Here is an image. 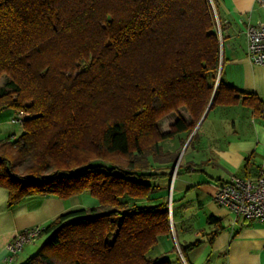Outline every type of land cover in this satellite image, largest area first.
I'll return each instance as SVG.
<instances>
[{"label": "trees", "instance_id": "trees-1", "mask_svg": "<svg viewBox=\"0 0 264 264\" xmlns=\"http://www.w3.org/2000/svg\"><path fill=\"white\" fill-rule=\"evenodd\" d=\"M215 8L214 0H0V109L27 114L21 134L0 141V185L10 203L35 194L96 201L43 226L45 240L22 264H182L179 255L200 243L163 249L172 221L156 181L171 168L155 164L177 154L160 142L191 133L210 102L209 110L241 100L264 116L255 93L221 80ZM168 114L176 119L162 133Z\"/></svg>", "mask_w": 264, "mask_h": 264}, {"label": "crops", "instance_id": "crops-1", "mask_svg": "<svg viewBox=\"0 0 264 264\" xmlns=\"http://www.w3.org/2000/svg\"><path fill=\"white\" fill-rule=\"evenodd\" d=\"M214 2L221 40V80L228 86L255 93L264 102V64H254L247 57L245 34L248 24L264 22V0ZM180 112L188 117L185 111ZM1 113H8L9 120L19 112L5 107ZM175 119L172 114L161 118L160 131H169ZM10 124L9 138L14 139L23 129L19 124ZM160 144L164 151L177 157L182 152L176 167V159L155 164L158 168H171L169 178L156 181L155 192L156 199L167 197L171 202L172 234L163 239L164 251L199 240L185 257L179 255L182 264H264V223L240 218L232 224L233 214L213 199L222 182L234 176H254L264 166V116L255 114L241 100L216 104L191 133L179 132ZM95 204L88 193L65 198L35 194L10 203L8 189L0 185V264L7 256V243L18 231L43 227L63 213ZM45 238L46 235L39 236L25 245L12 264H22L27 251L30 254ZM168 255L176 259L175 253L169 251Z\"/></svg>", "mask_w": 264, "mask_h": 264}, {"label": "built area", "instance_id": "built-area-1", "mask_svg": "<svg viewBox=\"0 0 264 264\" xmlns=\"http://www.w3.org/2000/svg\"><path fill=\"white\" fill-rule=\"evenodd\" d=\"M210 1L212 3V0ZM245 34L247 57L254 64H264V22L248 24ZM26 115L18 113L10 118V122L21 125ZM213 199L233 214L232 224L240 218L255 219L264 223V166L254 176H234L222 182L217 186ZM41 229V226H31L18 231L6 245L8 253L3 264H12L24 246L39 237Z\"/></svg>", "mask_w": 264, "mask_h": 264}, {"label": "rangeland", "instance_id": "rangeland-1", "mask_svg": "<svg viewBox=\"0 0 264 264\" xmlns=\"http://www.w3.org/2000/svg\"><path fill=\"white\" fill-rule=\"evenodd\" d=\"M4 82H5V76L4 75H1L0 76V86L1 85H3L4 84ZM173 115V114H172ZM0 118H2V119H0L2 122H1V124H0V126H1V130H0V141H3V140H5L7 137H11V136H9L10 135V133H11V131H12V127H11V122H10V119L9 120H7L8 119V113H1L0 114ZM163 118V117H162ZM10 122V123H9ZM177 158V157H176ZM168 203H169V199H168ZM169 208L171 209V202H170V204H169ZM40 245L41 244H37L34 248H32V250L29 252L30 254H27L28 253V251H27V253L25 254V255H27V257L29 256V255H32L33 253H35L38 249H39V247H40ZM26 252V251H25ZM174 264H177V263H174Z\"/></svg>", "mask_w": 264, "mask_h": 264}, {"label": "water", "instance_id": "water-1", "mask_svg": "<svg viewBox=\"0 0 264 264\" xmlns=\"http://www.w3.org/2000/svg\"><path fill=\"white\" fill-rule=\"evenodd\" d=\"M210 103H211V102H210ZM210 103H209V105L207 106V108H206V110L204 111V113H203V115L201 116V118L199 119V121H198L196 127H198V125L201 123V121L203 120L204 116L206 115L207 111L209 110ZM181 153H182V152L179 153L178 157L176 158V160H175V162H174V166H175V167H176L177 164H178V161H179V159H180ZM169 204H170V200H169Z\"/></svg>", "mask_w": 264, "mask_h": 264}]
</instances>
